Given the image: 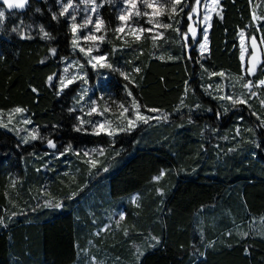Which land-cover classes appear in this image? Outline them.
I'll return each instance as SVG.
<instances>
[{"label": "trees", "instance_id": "16d2710c", "mask_svg": "<svg viewBox=\"0 0 264 264\" xmlns=\"http://www.w3.org/2000/svg\"><path fill=\"white\" fill-rule=\"evenodd\" d=\"M184 1L161 14L170 25L161 35L144 31L127 41L115 31V8L100 5L101 44L126 76L109 69L99 84L122 103L168 114L111 135L78 124L74 83L58 91L49 80L71 50L57 1L30 0L21 12L0 4V109L21 107L38 134L70 146H104L95 167L74 160L78 169L69 176L56 172L64 168L61 158L49 166L46 154L34 155L44 147L39 138L21 142L0 125V264H82L88 253L104 264H264V86L259 96L246 94L247 104H227L207 90L215 81L223 85L220 70L242 73L239 33L259 31L251 0H218L200 54L182 36ZM253 76L264 80V56ZM132 193L135 202L121 201ZM118 206L124 219L116 229L94 233Z\"/></svg>", "mask_w": 264, "mask_h": 264}, {"label": "rangeland", "instance_id": "374dc122", "mask_svg": "<svg viewBox=\"0 0 264 264\" xmlns=\"http://www.w3.org/2000/svg\"><path fill=\"white\" fill-rule=\"evenodd\" d=\"M56 1L59 12L63 11L65 7L68 8L64 17L71 34V50L70 53L59 58L60 70L56 75L51 77L55 81L58 91L63 90L73 83L75 84L73 87L74 91L70 97L71 107L76 111L78 124L83 127L88 124L86 127L92 132L105 131L113 133L122 128L132 127L129 124V120L137 124L139 122H145V119L147 123H153L166 118L168 114L163 110L156 109L157 111H150V109H154L150 108L148 111H142L139 108L137 109L136 106L138 104L135 100H129L127 104L122 103L111 89L99 84L101 80H105L108 77L109 69H114L119 76H126L123 63L113 64L108 59L105 48L101 44L105 36L104 25L106 20L100 11V5L110 4L115 8L117 18L115 22V31L122 40L127 41L128 37L132 39L140 38L144 31L149 32V35L153 38L161 35L165 28L164 25L166 24L160 16L163 12L173 9L175 0ZM183 3L186 5L187 12L182 36L184 39L190 41L187 46H193L199 54L204 53L208 48L204 30L208 29L211 16L218 9V3L216 0H199V3H197V0H187ZM148 4H151L152 7H148ZM133 5H135V7ZM251 8L252 20L254 25L259 28V31L256 35H248L244 30L239 33V56L242 73L236 75L231 72L220 70L217 75L221 76L223 85L221 86V84L219 85L215 81V84L213 86L209 85L207 89L211 95L213 94L212 96L216 98L219 97L227 104H232L234 103L233 101H238L240 99L246 100L247 104L249 102V100L246 99L247 95L252 96V92L256 93L255 96H259L260 94L259 81L263 79H255L253 75L246 74L244 68L253 66L258 68L259 63L263 60L264 44L261 43L260 24L264 26V0H251ZM2 9H4L3 5ZM2 9H0V11H2ZM93 9H95V11H93ZM110 9L112 8L110 7ZM193 9H195V12H193ZM190 14L191 19L189 18ZM121 16H124L125 19L121 20L119 18ZM205 16L208 17L207 21L205 20ZM73 17L75 19H73ZM86 21L90 22L86 24ZM97 21H100V23H97ZM73 24L77 25L75 31H73ZM190 25L191 30L189 28ZM117 29H119V31H117ZM22 31L25 30L22 29ZM253 38H255V43H253ZM201 45H204L203 49ZM81 49H83V51ZM97 56L103 57V59H92ZM94 64L96 65L95 67H93ZM220 73L224 75H220ZM206 74L209 76L212 72H207ZM241 77H243V79H240ZM69 81H71V83H69ZM248 81H252L253 86L251 88L243 87V84ZM62 82L66 85L63 88ZM222 97H231V99ZM262 100L264 99L260 97L259 102L261 103ZM17 108L21 107H13L6 110L0 109V125L15 132L21 142L39 138L44 147L39 149V153L33 152L34 155L42 158L46 154L47 156L43 158V161L48 162L49 166H52L50 162L54 161L55 158H61L60 162L63 163L64 168L57 169V173L68 172L69 176H72L74 171L78 169V163H76L78 160L85 162L89 170L95 167L100 161V155L104 152V146L84 145L81 147H74L70 146L67 142L51 137L47 132L38 134L40 131L29 123L25 111L16 112L15 109ZM93 108H95V111L92 110ZM125 109H128V111L126 112ZM137 113L140 117H144L145 119L138 118ZM86 114H88V116H86ZM263 119L264 118H261V116L258 117V123L262 126L264 125ZM82 121L83 123H81ZM101 126L103 130H101ZM238 128L239 126L236 127L235 132L241 134L242 128ZM258 137L259 136H256V140H259ZM49 140L53 142L55 147H49ZM62 153L63 155H61ZM74 160L77 161L74 162ZM161 172L153 174L152 178L159 177ZM134 197H137L136 193L121 197V201H134ZM47 201L49 200L47 199ZM121 214L124 215V208L119 206L115 207L110 213H105V222L100 227L95 228L93 232L105 236L107 231L111 232L107 229L115 230L120 223ZM89 242L95 243L93 239H89ZM137 244L138 243L135 245ZM114 256L120 259L119 255ZM85 258L82 264H104L103 256L96 258L94 254L88 253Z\"/></svg>", "mask_w": 264, "mask_h": 264}, {"label": "snow or ice", "instance_id": "6c2138e0", "mask_svg": "<svg viewBox=\"0 0 264 264\" xmlns=\"http://www.w3.org/2000/svg\"><path fill=\"white\" fill-rule=\"evenodd\" d=\"M27 2H28V0H4V3L6 4L7 8H9V9H13V8H16V9H23V8H25ZM93 2H94V0H93ZM180 2H181V0H175V3L173 4V11L176 10V5L179 4ZM216 2L218 3V0H216ZM197 3H199V0H197ZM133 6L135 7V5H133ZM147 6H148V7H152L151 4H148ZM69 7H70V5H69ZM37 11H39V9H37ZM67 11H68V8L65 7L64 10L61 11V12L59 13V15L63 16V15H65V13H67ZM93 11H95V9H93ZM180 11H183V9L181 8ZM193 12H195V9H193ZM137 14H140V13H137ZM56 18H57L56 14H53V19H56ZM119 18H120L121 20H124V19H125L124 16H121V17H119ZM189 18L191 19V14L189 15ZM4 19H5V12H4V11H0V24L3 23ZM73 19H75V18L73 17ZM207 19H208V17L205 16V20H206V21H207ZM89 22H90V21H86L85 23L87 24V23H89ZM97 23H100V21H97ZM72 27H73V31H75L76 28H77V25L73 24ZM164 27H170V25H164ZM189 28H190V30H191V25L189 26ZM18 30H19L18 27H14V28L12 29L13 32H17ZM40 31H41L42 33H44V37H43V38H45V39H49V38H50L49 34L46 33V32H44L43 27H41ZM117 31H119V29H117ZM142 31H143V29H142ZM204 31H205V40H206V39H207V35H206V31H207V30L205 29ZM21 36H22V38H23V35H22V34H21ZM101 39H102V38H101ZM253 43H255V38H253ZM261 43H264V41H261ZM203 47H204V45H201V48H202V49H203ZM81 50L83 51V49H81ZM50 51H51L53 54H55V51H56V50H55V49H51ZM92 59H94V60H102L103 57L97 56V57H93ZM90 62H91V61H90ZM95 66H96V65L94 64L93 67H95ZM101 66H104V65H101ZM109 67H110V65H109ZM256 70H257V68H256L255 66H253V67H245V68H244L245 73H246V74H251V75H254L255 72H256ZM137 71H139V69H137ZM220 75H224V74H223V73H220ZM125 78H127V77H125ZM51 79H52V77H49V80H51ZM240 79H243V77H241ZM69 83H71V81H69ZM64 86H66V85H64L63 82H62V88H63ZM252 86H253V82H252V81H248L247 83H244V84H243V87H245V88H251ZM259 86H264V80L259 81ZM33 91H36V89H33ZM130 95H131V93H130ZM251 95H252V96H255L256 93H255V92H252ZM222 98H228V99H231V97H222ZM233 102H234V103L239 102V103H242V104H243V103H246L247 101L244 100V99H240V100H238V101H233ZM134 103H135V101H134ZM261 104H262V106H264V100L261 101ZM136 107H137V109H138V108H139V105H137ZM92 110L95 111V108H93ZM15 111H16V112H21V111H23V109H21V108H17V109H15ZM125 111L127 112L128 109H125ZM150 111H157V110H156V109H150ZM137 115H138V118H140V119H145L144 117H140L138 113H137ZM145 122H147L146 119H145ZM81 123H83V121H82ZM129 124H130V126H134V123H133L131 120H129ZM76 130H77V131H81L82 129H81V128H77ZM101 130H103V127H102V126H101ZM120 130L123 131L124 129H120ZM97 134H99V133H97ZM108 134L111 135L112 133L109 132ZM48 145H49V147H55V145L53 144V142H52L51 140L48 141ZM61 155H63V153H62ZM163 175H164V173L162 172V173H161V176H163ZM154 179H159V177H154ZM74 195H75V194H74ZM135 199H136V198L134 197V198H133L134 202H135ZM60 206H61L60 204H57V205H56V207H60ZM120 219H121V220L124 219L123 214H121ZM245 235H246V234H245ZM245 251H247V250H245Z\"/></svg>", "mask_w": 264, "mask_h": 264}, {"label": "water", "instance_id": "95a60500", "mask_svg": "<svg viewBox=\"0 0 264 264\" xmlns=\"http://www.w3.org/2000/svg\"><path fill=\"white\" fill-rule=\"evenodd\" d=\"M29 1H30V0H28L26 6L28 5ZM0 4L3 5V6H4V9L7 10V11H12V10H14V11H16V12H21V11H23V10L26 8V6H25V8H23V9H16V8L9 9V8H7L6 4L4 3V0H0Z\"/></svg>", "mask_w": 264, "mask_h": 264}]
</instances>
